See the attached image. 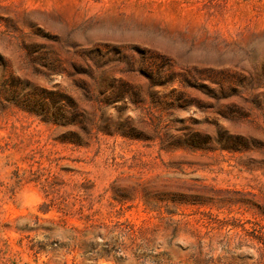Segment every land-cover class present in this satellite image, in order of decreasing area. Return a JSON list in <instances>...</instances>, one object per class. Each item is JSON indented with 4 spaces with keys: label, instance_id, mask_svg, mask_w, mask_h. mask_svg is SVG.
Returning a JSON list of instances; mask_svg holds the SVG:
<instances>
[{
    "label": "rangeland",
    "instance_id": "1",
    "mask_svg": "<svg viewBox=\"0 0 264 264\" xmlns=\"http://www.w3.org/2000/svg\"><path fill=\"white\" fill-rule=\"evenodd\" d=\"M0 264H264V0H0Z\"/></svg>",
    "mask_w": 264,
    "mask_h": 264
},
{
    "label": "trees",
    "instance_id": "2",
    "mask_svg": "<svg viewBox=\"0 0 264 264\" xmlns=\"http://www.w3.org/2000/svg\"><path fill=\"white\" fill-rule=\"evenodd\" d=\"M9 85L11 84L9 83ZM5 90L3 91L4 93L6 92ZM33 90L32 92L23 94L22 99L17 101V106L22 110L40 117L46 123L65 124L62 123L65 121L68 124H73V121L76 119L86 122L84 120L85 113L79 110L77 103L71 97L58 91H49L43 88H34ZM83 140V133L73 130L66 132L62 139L63 142L78 146L84 144ZM185 142L192 149L200 148L201 143L198 135L187 139ZM224 144V148H229L227 147V143Z\"/></svg>",
    "mask_w": 264,
    "mask_h": 264
}]
</instances>
